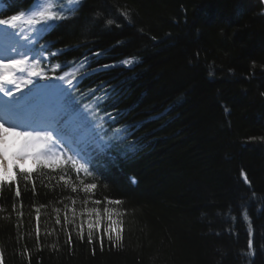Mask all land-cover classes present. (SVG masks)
Returning a JSON list of instances; mask_svg holds the SVG:
<instances>
[{
  "label": "trees",
  "instance_id": "1",
  "mask_svg": "<svg viewBox=\"0 0 264 264\" xmlns=\"http://www.w3.org/2000/svg\"><path fill=\"white\" fill-rule=\"evenodd\" d=\"M37 1L0 0V18ZM41 1L62 16L35 35L44 76L84 77L74 96L108 149L99 174L36 166L19 197L0 187V264H264L261 0Z\"/></svg>",
  "mask_w": 264,
  "mask_h": 264
},
{
  "label": "snow or ice",
  "instance_id": "2",
  "mask_svg": "<svg viewBox=\"0 0 264 264\" xmlns=\"http://www.w3.org/2000/svg\"><path fill=\"white\" fill-rule=\"evenodd\" d=\"M63 2L64 0H59V3ZM78 2L79 0H69V3L73 4ZM50 9L49 5L33 11L26 20L23 11L0 18V27L5 29L3 40L8 41L13 34L19 36L28 31L34 35L31 39L29 35H23V39L33 43L35 35L51 27L50 22L62 19L57 11ZM22 20L29 26L27 30L20 23ZM108 23L111 24L112 21L109 20ZM37 25L41 27L38 29ZM47 50L51 52V49ZM62 55V52H52L54 57ZM30 57H36V54L21 49L18 43L0 49V94L7 98L0 99V187L5 186L12 179L17 197L21 193L18 185H15L14 177L19 175L24 180L29 178L31 175L29 170L21 167L28 161H32L35 166L51 168L59 164L71 163L77 173L81 171L89 173L91 169L92 172L99 174L94 166V160L108 149V146L102 143V137L88 123L89 117L85 112L88 111L89 106L84 105L82 110L80 102L74 96L84 77L76 80L74 84L73 80L76 79L74 73L65 72L64 75L55 77L44 76L43 70L39 68L40 59L34 58L33 63L30 64ZM131 62V60L124 61L125 64ZM60 67L66 68L67 64H62ZM37 77L55 80L58 83L55 86L45 83L30 87ZM26 88L27 92H25ZM95 127L102 128L103 125L97 121ZM10 171L13 173V178L7 177ZM241 176L244 182L250 185L243 171ZM96 187L95 183H91L86 185L83 191L90 192ZM72 191L76 192V188H72ZM93 203L99 205L102 201L96 199ZM120 203V200H107V204ZM103 212L111 218L112 212L108 207H105ZM85 213L88 216L95 214L96 224H99L101 211L98 207L85 209L81 215ZM65 222L71 223L67 216ZM57 223H60L59 217ZM88 226L90 229L88 240L91 243L92 220L88 221ZM111 230L109 227L107 231L110 233ZM77 234L81 239L83 238L82 229ZM251 237L252 233L249 232L247 244L249 250L253 246ZM109 239L111 240V236ZM120 240V235H117L114 246H119ZM101 247H103L102 241Z\"/></svg>",
  "mask_w": 264,
  "mask_h": 264
},
{
  "label": "rangeland",
  "instance_id": "3",
  "mask_svg": "<svg viewBox=\"0 0 264 264\" xmlns=\"http://www.w3.org/2000/svg\"><path fill=\"white\" fill-rule=\"evenodd\" d=\"M38 5H39V6L41 5V2H40V1L38 2ZM39 9H40V8H39ZM39 9H38V10H39ZM0 30H2V32L5 31V29L2 28V27H0ZM13 40H14L16 43L19 44V47H20L21 49H24V50H27V51L31 52V50H30V47H31V46H30V43L23 42V40H22L21 38H16V39H13ZM34 58H39L40 61H41V63H42L43 61H48V58L46 57V55L43 54V53H42V55H41V53H40V54H36V57H30V59H29V63H30V64L33 63ZM41 63H40V65H39V67L41 66ZM36 79H37V78H34V83L36 82ZM26 90H27V88L25 89V91H26ZM21 167H22V166H21ZM23 168H26V169H28L29 171H31V170L34 169V165H33L32 161H28L27 164H26ZM7 177H8V178H11V177H12V172H11V171L8 172Z\"/></svg>",
  "mask_w": 264,
  "mask_h": 264
},
{
  "label": "bare ground",
  "instance_id": "4",
  "mask_svg": "<svg viewBox=\"0 0 264 264\" xmlns=\"http://www.w3.org/2000/svg\"><path fill=\"white\" fill-rule=\"evenodd\" d=\"M12 44H15V43L12 42L11 40L4 41L3 38H0V49H2L5 46L10 47ZM0 99H7V98L6 97H3V95L0 94ZM26 164L22 165V167H24Z\"/></svg>",
  "mask_w": 264,
  "mask_h": 264
},
{
  "label": "water",
  "instance_id": "5",
  "mask_svg": "<svg viewBox=\"0 0 264 264\" xmlns=\"http://www.w3.org/2000/svg\"><path fill=\"white\" fill-rule=\"evenodd\" d=\"M261 2H262V6H263V8H264V0H261Z\"/></svg>",
  "mask_w": 264,
  "mask_h": 264
}]
</instances>
